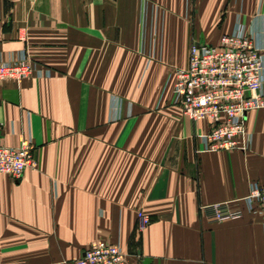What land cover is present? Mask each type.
I'll return each mask as SVG.
<instances>
[{
    "label": "crops",
    "instance_id": "obj_1",
    "mask_svg": "<svg viewBox=\"0 0 264 264\" xmlns=\"http://www.w3.org/2000/svg\"><path fill=\"white\" fill-rule=\"evenodd\" d=\"M238 21L264 42V0H1L0 62L51 73L0 80V140L35 147L20 180L0 173V264H74L100 240L126 264H264V211L244 201L264 185V109L249 151H205L211 124L172 103L192 41Z\"/></svg>",
    "mask_w": 264,
    "mask_h": 264
},
{
    "label": "built area",
    "instance_id": "obj_2",
    "mask_svg": "<svg viewBox=\"0 0 264 264\" xmlns=\"http://www.w3.org/2000/svg\"><path fill=\"white\" fill-rule=\"evenodd\" d=\"M1 7V0H0ZM25 52L17 59L0 62V80L20 82L36 74L49 75ZM172 103L179 105L191 120H206L208 132L201 136L205 151L247 152L252 135L247 128L249 112L264 109V42L259 33L247 31L237 22L231 33L223 34L218 43L193 40L185 67L174 70ZM34 142L25 138L19 147L7 146L0 140V173L20 180L25 170L35 163ZM250 212L264 211V185L252 183L244 197ZM218 218L240 216L227 204L214 208ZM150 215L138 212L137 231L151 223ZM74 264H126V253L120 243L100 240L86 249Z\"/></svg>",
    "mask_w": 264,
    "mask_h": 264
}]
</instances>
